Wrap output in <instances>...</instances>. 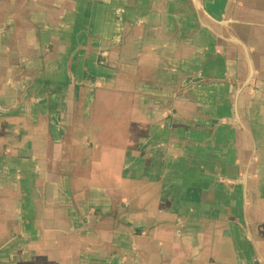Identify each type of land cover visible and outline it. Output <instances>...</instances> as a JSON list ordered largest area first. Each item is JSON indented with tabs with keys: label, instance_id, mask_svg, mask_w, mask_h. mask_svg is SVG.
<instances>
[{
	"label": "crops",
	"instance_id": "obj_1",
	"mask_svg": "<svg viewBox=\"0 0 264 264\" xmlns=\"http://www.w3.org/2000/svg\"><path fill=\"white\" fill-rule=\"evenodd\" d=\"M192 1L0 0V264H151L149 139Z\"/></svg>",
	"mask_w": 264,
	"mask_h": 264
},
{
	"label": "water",
	"instance_id": "obj_2",
	"mask_svg": "<svg viewBox=\"0 0 264 264\" xmlns=\"http://www.w3.org/2000/svg\"><path fill=\"white\" fill-rule=\"evenodd\" d=\"M151 264H264V0H193L155 104Z\"/></svg>",
	"mask_w": 264,
	"mask_h": 264
},
{
	"label": "rangeland",
	"instance_id": "obj_3",
	"mask_svg": "<svg viewBox=\"0 0 264 264\" xmlns=\"http://www.w3.org/2000/svg\"><path fill=\"white\" fill-rule=\"evenodd\" d=\"M98 189H99V190H102V188H99V187H98Z\"/></svg>",
	"mask_w": 264,
	"mask_h": 264
}]
</instances>
